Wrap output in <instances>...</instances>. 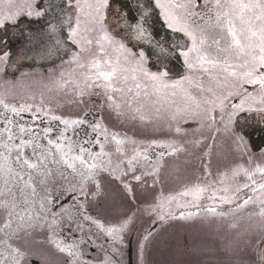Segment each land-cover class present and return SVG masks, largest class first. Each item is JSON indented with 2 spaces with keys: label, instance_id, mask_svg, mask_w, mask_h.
<instances>
[{
  "label": "snow or ice",
  "instance_id": "snow-or-ice-1",
  "mask_svg": "<svg viewBox=\"0 0 264 264\" xmlns=\"http://www.w3.org/2000/svg\"><path fill=\"white\" fill-rule=\"evenodd\" d=\"M196 8L197 0H8L0 6V264H53L43 244L54 246L62 264H125L140 216L162 223L192 216L170 210L175 196L157 194L161 165H152L150 150L175 156L208 148L204 139L221 136L248 157L249 167L212 182L205 177L179 196L197 202L207 193L232 205L218 215L233 221L259 217L258 240L238 233L223 253L237 256L243 244L255 251L256 264H264V146L257 152L251 140L253 133L264 136V0H203L201 11ZM157 13L170 32L164 40L151 31ZM196 16L203 23L194 27L190 18ZM33 23H42V31L33 32ZM17 35L27 44L46 36L38 56L47 63L24 70L23 57L9 44ZM173 60L182 61L181 71H173ZM85 97H103L102 108L118 121L125 117L162 135L141 142L93 122L91 137L77 141L69 131L85 119L57 112L61 101L78 108ZM241 173L248 182H237ZM110 192L127 201V210L114 217L96 211ZM144 193L151 199H141ZM204 210L217 214L215 207ZM38 236L44 238L39 247ZM150 237L145 230L136 239L138 264H147ZM101 238L110 247L101 244L103 255H92ZM206 249L207 242H184L185 254Z\"/></svg>",
  "mask_w": 264,
  "mask_h": 264
},
{
  "label": "rangeland",
  "instance_id": "rangeland-1",
  "mask_svg": "<svg viewBox=\"0 0 264 264\" xmlns=\"http://www.w3.org/2000/svg\"><path fill=\"white\" fill-rule=\"evenodd\" d=\"M22 0H13V3H20ZM178 2L183 3L184 0H178ZM8 0H0V6L6 5ZM203 4V0H197V8L196 10L201 11L200 5ZM134 15V13H133ZM190 20H194L196 25L202 24L203 21L199 16L191 17ZM150 23L152 24L151 31L155 34L156 38L160 40H164L165 37L170 35L169 30L167 29L164 20L157 14H154ZM31 29L33 32L39 33L43 29L42 23H33L31 24ZM15 32V30H12ZM49 41L47 37H38L31 44H27L22 38L17 36H13L10 40V48L15 57H23V69L30 71L34 67H38L40 64H46L45 60L40 59L38 53L41 50L43 45L48 44ZM215 50L213 49V52ZM29 57H35V60L29 59ZM171 67L173 71H181L182 70V61L173 60L171 63ZM31 80H29V83ZM36 102L39 103V89L36 90ZM3 88L0 87V95H3ZM23 95L24 101L28 103H32L31 99H29V94H21ZM49 94L46 93V102L47 96ZM8 99L11 100L12 96L9 95ZM87 101L86 104L80 105L78 108L74 106L70 101L64 100L61 101V108L57 112L59 114L60 111L64 112H79V115L82 119H85V123L87 127L92 130L90 125L93 122H107L115 127L110 130H119L122 133L126 132L129 137L135 139L137 141L146 142L148 138L153 136L160 137L162 133L160 131H153L151 127H144L138 122H132L125 117H121L118 121L116 118V114L112 112L109 114L108 111H105L102 108L104 105L103 97H85ZM16 102H23L20 100V97L17 96ZM50 106H54L50 105ZM92 121V122H90ZM83 124V125H84ZM81 125V126H83ZM90 134V132H89ZM207 135V133H206ZM261 135L259 133H253L251 140L252 144H256V140ZM89 138V136L87 137ZM264 141V139L262 140ZM204 143L209 147L204 148L201 145L200 148L191 149L189 148L188 152H181L175 156L164 155L162 158L160 157V152L162 151L158 147H153L150 150V159L152 165H156L159 163L161 165L159 180L155 185L157 189V194H163L164 196H179V193L184 191L185 186H193L197 183H202L204 178L207 177L209 182H212L218 178L220 174L228 173L230 174L229 164L235 163V168L238 166H242L243 168H248V157L246 155H242L241 153L235 150V147L231 145V143L223 136L213 142L212 139H204ZM256 145H260L257 143ZM261 146V145H260ZM259 146V147H260ZM132 145L128 144L127 148L131 149ZM254 150L258 152V148L255 145L253 146ZM211 152L210 155H206L205 153ZM211 173V175H208ZM238 182V181H237ZM152 181L149 180V184L151 185ZM183 184L181 188L174 189V186H178ZM115 187V186H113ZM170 190V191H169ZM140 195L139 191L137 193ZM205 197L208 196L207 193L204 194ZM151 199V193H144L141 196V199ZM130 199V197H129ZM177 203H173L171 205V211L175 212L176 209L184 208V209H192L198 210L195 212L193 216L187 219H173L168 220L160 224V226L155 229H151L149 225V217L147 214L140 216L139 219L136 220V225L139 227V233H137V237L142 234L145 230H148L152 233V243L150 244L147 254L146 261L147 264H175L177 261H184L185 264H197V261L200 264H209V262L222 261L224 264H227L229 260H237L243 261V264H256L255 259V251L252 247L244 248L237 256L224 255L223 249L219 248L218 245L224 246L228 243V241L235 242L238 239V233H249V236L246 238H251L252 240H258V233H255L256 227L260 224V219L257 216L252 217L248 221L243 219L238 221H233L232 217H225L227 221L222 230L214 232V228L212 229V221L209 212L205 210H201V207H212L214 206L217 200H212L210 203H206L207 201H197L193 202L189 200L192 204L184 205V202L180 203V200L176 198ZM198 204H204L198 207ZM180 205V206H178ZM143 207L144 205H139ZM127 210V201L124 197L117 192H110L107 199H102L100 202V207L96 209V211L100 212L102 215H106L108 217H114L118 214H121ZM168 210V209H167ZM187 217L188 214H185ZM207 217L210 222H203L205 217ZM158 219L152 220V222L157 221ZM257 222V223H256ZM238 224L239 228L236 229L235 233H232L231 224ZM87 231V228H86ZM216 231V230H215ZM76 239H79L82 233L76 230ZM70 234L68 232H64V237H68ZM137 237H133L132 248L134 250V263L138 264V249L136 244ZM63 237H61L62 239ZM154 238V239H153ZM43 236H38L36 238V243L41 246V242L43 241ZM55 239V238H54ZM93 239H95L93 237ZM195 239L197 242H207V249L205 250V254L203 255H190L185 254L183 251L185 240ZM103 238L100 240H96L97 250L92 252V255H103L102 252H99L98 246L101 244H108L107 242H103ZM223 243V244H222ZM107 246V245H106ZM105 246V247H106ZM110 246V245H109ZM43 251L51 257L53 264H62L63 257L59 254L54 246L49 244H43ZM127 250V247H126ZM245 256V258H241ZM123 260L125 264H127V252H125L123 256ZM133 264V262H132Z\"/></svg>",
  "mask_w": 264,
  "mask_h": 264
},
{
  "label": "flooded vegetation",
  "instance_id": "flooded-vegetation-1",
  "mask_svg": "<svg viewBox=\"0 0 264 264\" xmlns=\"http://www.w3.org/2000/svg\"><path fill=\"white\" fill-rule=\"evenodd\" d=\"M201 1V0H200ZM28 116H29V114H25V119H28ZM39 123V122H38ZM45 123H47V121H45ZM77 132H78V134H79V137H86L88 134H89V132H88V127H87V125L86 124H84L83 126H77ZM261 137V136H260ZM260 137L258 138V140H256V144H257V141H260ZM261 145V144H260ZM259 145V146H260ZM261 146H263V145H261ZM234 168H235V163H232V164H229V169H230V174L232 173V171H234ZM236 180L239 182V183H241V184H243V183H246V182H248L247 181V179H246V177L244 176V174L243 173H241L237 178H236ZM182 185L183 184H180V185H178V186H174L173 188L174 189H177V188H181L182 187ZM170 191V190H169ZM176 198H178L179 200H180V203H182V202H184V200H185V202H184V205H189V204H192L189 200H192L193 198L191 197V196H188V197H186V198H184V197H180V196H176ZM199 201H207L206 203H210V202H212V199H208L207 197H205L204 196V198H202V199H200ZM197 205H198V207L199 206H202V205H204V204H198L197 203ZM212 207H215L216 209H217V214H210V216H211V221H212V224H211V226H212V229L214 228L215 230H213L214 232H217V234L219 233V231H221L222 230V228H223V226H224V224L228 221L227 220V218L225 219V217H231V216H229V215H224V216H220V215H218V213L220 212V211H224V212H227L231 207H232V205H229V204H222V203H220L218 200H217V202H215V204H214V206H212ZM249 208L250 209H252L253 211H255V209H253L252 208V206L251 205H249ZM205 209V207H201V210H204ZM166 211H167V208H166ZM180 211H183L184 212V214H189V213H192V216L195 214V212L196 211H198V210H192V209H184L183 207L182 208H180V209H176L175 210V212L176 213H179ZM197 214H199V211L197 212ZM203 217H205V216H203ZM243 220H245V221H248L249 219H248V217H247V214H245V217L243 218ZM203 222H205V223H207V222H210V220L207 218V217H205V220H203ZM229 222V221H228ZM162 222H160L159 220H157V221H154V222H150L149 223V225L151 226V229H155L156 227H158V226H160V224H161ZM257 223V222H256ZM232 228V227H231ZM237 228H239V226L238 227H236V228H232V233L234 234L235 233V231H236V229ZM73 232L75 233L76 232V228H75V226H73ZM103 242L104 243H106V241L105 240H103ZM132 242H133V238L131 239V243L129 244L130 245V248H131V260H132V262H133V264H135L134 263V250H133V248H132ZM229 242V241H228ZM223 244V243H222ZM97 245V244H96ZM107 245V246H106ZM129 245H127V250H126V252H127V264H128V248H129ZM217 245H218V249L219 248H222L223 249V246H220L218 243H217ZM104 246H106L105 248H109L110 246H109V244H104ZM241 249H243V247H241ZM94 252V251H93ZM92 254V253H91ZM241 258H245V256H243V257H241ZM255 259H256V255H255Z\"/></svg>",
  "mask_w": 264,
  "mask_h": 264
},
{
  "label": "trees",
  "instance_id": "trees-1",
  "mask_svg": "<svg viewBox=\"0 0 264 264\" xmlns=\"http://www.w3.org/2000/svg\"><path fill=\"white\" fill-rule=\"evenodd\" d=\"M92 122V121H90ZM47 123H45L46 125ZM88 132H90V134H88L86 137H79V134L77 132V128H76V131L73 132L72 130L69 131V135L70 136H73L77 141H82L84 138H87L89 136V138L91 137L92 135V130L90 131V129L88 128ZM264 139V136H261L260 137V141H257V143H260L261 145L264 144V141H262ZM256 146V147H259V145H256V144H253V146Z\"/></svg>",
  "mask_w": 264,
  "mask_h": 264
},
{
  "label": "water",
  "instance_id": "water-1",
  "mask_svg": "<svg viewBox=\"0 0 264 264\" xmlns=\"http://www.w3.org/2000/svg\"><path fill=\"white\" fill-rule=\"evenodd\" d=\"M128 264H132V260H131V248H130V245H129V248H128Z\"/></svg>",
  "mask_w": 264,
  "mask_h": 264
}]
</instances>
